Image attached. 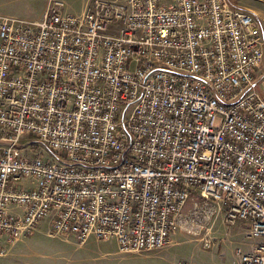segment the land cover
<instances>
[{
    "label": "built area",
    "instance_id": "obj_1",
    "mask_svg": "<svg viewBox=\"0 0 264 264\" xmlns=\"http://www.w3.org/2000/svg\"><path fill=\"white\" fill-rule=\"evenodd\" d=\"M263 59L256 16L230 0L0 15V256L43 222L158 251L197 194L248 226L239 264H264Z\"/></svg>",
    "mask_w": 264,
    "mask_h": 264
},
{
    "label": "rangeland",
    "instance_id": "obj_2",
    "mask_svg": "<svg viewBox=\"0 0 264 264\" xmlns=\"http://www.w3.org/2000/svg\"><path fill=\"white\" fill-rule=\"evenodd\" d=\"M63 1L72 11H80L84 4V0ZM230 1L238 7L250 9L264 32V0ZM47 4L48 0H0V15L34 20L42 15ZM261 71H264V59ZM256 90L264 98V86L259 83ZM38 149L45 156L50 155L42 144H38ZM194 210L195 214H192ZM223 215V205L210 199L201 200L197 194H192L172 234V243L159 252L182 254L180 259L176 256L181 264H239L236 249L248 250L253 240L248 238L246 224H226ZM47 229L46 222H43L32 235L20 239L9 248L6 255L0 256V264H74L73 259L81 257L91 256L96 260H103L112 255L115 249L112 243L104 249L94 248L92 251L82 252L79 248L84 247L89 240L79 244L75 239L73 241L69 238L71 242L66 244L64 236L50 235ZM116 249V253L129 254ZM153 252L156 251L148 253Z\"/></svg>",
    "mask_w": 264,
    "mask_h": 264
},
{
    "label": "crops",
    "instance_id": "obj_3",
    "mask_svg": "<svg viewBox=\"0 0 264 264\" xmlns=\"http://www.w3.org/2000/svg\"><path fill=\"white\" fill-rule=\"evenodd\" d=\"M63 239L66 242V244L71 241L68 239L71 238L74 239L72 236L69 235H63ZM74 241V240H73ZM113 243V247H115L113 251V256L110 255L103 260H96L94 257H81L74 260V264H181L180 261L177 259L181 258L180 254L172 253V252H164L161 253L158 251L153 253L143 252V253H129V254H120L116 253L117 244L115 240H109V241H96L94 239H89L87 244L79 248V250L83 251H92L94 248L97 250L104 249L107 247H110V245ZM72 244V243H71ZM67 246V245H66ZM71 247V246H70ZM111 252V251H110ZM17 255V254H16ZM178 255V258L176 259V256ZM110 258V259H109ZM176 259V260H175ZM106 261L108 263H106Z\"/></svg>",
    "mask_w": 264,
    "mask_h": 264
}]
</instances>
